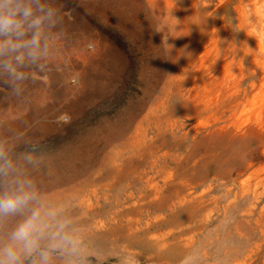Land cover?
<instances>
[{
  "label": "rangeland",
  "instance_id": "obj_1",
  "mask_svg": "<svg viewBox=\"0 0 264 264\" xmlns=\"http://www.w3.org/2000/svg\"><path fill=\"white\" fill-rule=\"evenodd\" d=\"M50 2V71L0 90V139L102 264L197 246L202 264H264V0Z\"/></svg>",
  "mask_w": 264,
  "mask_h": 264
},
{
  "label": "clouds",
  "instance_id": "obj_2",
  "mask_svg": "<svg viewBox=\"0 0 264 264\" xmlns=\"http://www.w3.org/2000/svg\"><path fill=\"white\" fill-rule=\"evenodd\" d=\"M145 19L162 33L168 54L174 47L168 42L170 32L150 14ZM62 22L60 9L50 0H0V90L19 97L24 82L47 75L58 35L53 29ZM60 119L70 122L67 115ZM22 159L0 139V264H102V253L94 251L66 208L51 201L29 171L36 161L30 155ZM231 220V215L225 217L227 227ZM116 259L118 264H138L134 255L123 252ZM202 259L197 246L180 264H202Z\"/></svg>",
  "mask_w": 264,
  "mask_h": 264
},
{
  "label": "bare ground",
  "instance_id": "obj_3",
  "mask_svg": "<svg viewBox=\"0 0 264 264\" xmlns=\"http://www.w3.org/2000/svg\"><path fill=\"white\" fill-rule=\"evenodd\" d=\"M255 13V12H254ZM257 17V16H256ZM257 26H263V23H264V17L263 16H261V15H259L258 16V19H255L254 21H253ZM249 27V26H248ZM255 29H256V27H255ZM260 30H261V28H260ZM255 31V30H254ZM259 32V31H258ZM256 33V32H255ZM261 33V32H260ZM259 33V35H261ZM258 35V34H257ZM88 184V183H87ZM181 216V215H180ZM145 233V232H144Z\"/></svg>",
  "mask_w": 264,
  "mask_h": 264
}]
</instances>
